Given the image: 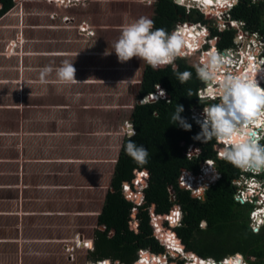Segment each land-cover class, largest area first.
I'll use <instances>...</instances> for the list:
<instances>
[{"label":"crops","instance_id":"0c3cea01","mask_svg":"<svg viewBox=\"0 0 264 264\" xmlns=\"http://www.w3.org/2000/svg\"><path fill=\"white\" fill-rule=\"evenodd\" d=\"M36 2L32 1L58 8L61 18L67 20L54 25L57 12L31 13V24L24 26L21 13L9 11L0 16L3 264L9 255L28 264L64 261L60 246L65 241L76 244V252L87 250L81 242L91 243V238L75 230L76 221L93 217L91 200L88 210L78 208L86 201L82 197L89 190L86 184L100 176L99 164L109 168L95 215L97 224L122 142L128 137L125 132L132 126L131 113L144 99L139 91L145 68L138 78L129 61L120 62L114 48L102 46L101 28H88L93 33L82 34L78 29L87 24L83 14L73 12L77 7ZM75 20L83 21L79 28L74 26ZM64 61L72 62L80 83L61 86L55 72L42 79L43 68H56ZM128 89H135L137 102L128 117L118 116L119 96Z\"/></svg>","mask_w":264,"mask_h":264},{"label":"trees","instance_id":"16d2710c","mask_svg":"<svg viewBox=\"0 0 264 264\" xmlns=\"http://www.w3.org/2000/svg\"><path fill=\"white\" fill-rule=\"evenodd\" d=\"M12 7L13 0H0V16ZM153 12L154 27L163 28L169 33L178 22L207 24L198 11L193 9L187 13L171 0H156ZM230 16L233 20L243 21L246 30L264 36V0H238L230 10ZM234 33L233 29L224 32H217L214 28L210 30L212 36L219 37L220 50L231 46ZM185 73L188 75L184 76ZM255 75L261 87L258 82L264 81V66ZM156 85L164 88L168 102L160 99L136 104L130 117L136 133L131 139L147 149L148 163L138 165L126 154V137L111 177L110 190L105 195L97 218V225L101 229L94 231L90 259H111L133 264L138 250L164 253L150 225V209L152 206L155 214L166 215L177 205L181 219L174 232L187 253L215 262L240 254L252 259L251 264H264V228L253 232L249 226L252 205H242L234 200L236 188L233 181L239 177L241 169L224 159H218L214 151L215 138L201 142L202 125L189 119L188 114L193 107L216 104L197 98L196 93L201 85L197 71L183 59H176L175 67L170 65L158 70L147 65L139 97L152 93ZM177 105L183 108L180 120L189 126L187 131L181 123L173 120ZM190 145L198 147L200 152L187 158L184 152ZM206 160L214 161L220 177L204 190L202 196L194 197L189 190L179 186L178 178L184 170L197 174L201 163ZM140 170L148 172L147 187L143 191L144 202L133 215L134 204L124 197L122 185L131 182ZM170 215L172 217L166 219L173 223L174 214ZM133 221H136V226L132 225ZM203 222L206 223L204 227L201 226ZM172 239L175 240L168 233L167 240L170 242Z\"/></svg>","mask_w":264,"mask_h":264},{"label":"clouds","instance_id":"9594fccd","mask_svg":"<svg viewBox=\"0 0 264 264\" xmlns=\"http://www.w3.org/2000/svg\"><path fill=\"white\" fill-rule=\"evenodd\" d=\"M185 39L179 29L169 33L163 28H155L153 20L147 17H139L129 19L122 25L120 35L116 39L113 48L120 62L138 58L153 70H158L170 65L175 67V60L182 59ZM201 42L202 39H200L199 45ZM223 66L224 61L222 58L216 57L214 61L209 58L208 62L198 69L197 76L204 83L217 80ZM52 72H55L56 82L61 86L70 87L80 83L75 79L76 69L72 62L64 61L56 68L46 66L41 71L42 79ZM187 75V73L184 74V76ZM255 77V73L245 76L229 73L219 80L217 93L219 102L203 110L204 121L201 127V137L204 142L212 138H215V143L216 139L218 141L231 140V143L224 150L222 158L238 169L260 173L264 171V144L260 143L264 139V89L258 86ZM181 82H185L183 78ZM159 86L161 85L155 87L159 88ZM189 95H191V92H189ZM182 111V106L177 105V112L174 114L173 120L176 123H181L184 130L187 131L189 126L180 120ZM135 134L134 128L128 133L124 150L135 163L142 166L148 163L149 153L143 145H137L131 139ZM199 172H201L200 169ZM208 172L209 176L205 177L206 180L219 175L215 165L213 171ZM143 202L144 194L142 204ZM173 207L168 214L158 215V217L164 216V220L169 224V219L166 218L171 216L170 213ZM150 210L152 211L153 208ZM158 223L163 228V224L161 226L159 220ZM172 232L175 233L174 230H167L164 227L163 239H167V234ZM163 248L165 249V247ZM193 255L197 257L195 254ZM184 260L186 259L181 262H185ZM222 260L219 262H222Z\"/></svg>","mask_w":264,"mask_h":264},{"label":"built area","instance_id":"2783aa9c","mask_svg":"<svg viewBox=\"0 0 264 264\" xmlns=\"http://www.w3.org/2000/svg\"><path fill=\"white\" fill-rule=\"evenodd\" d=\"M24 0H13L14 3L16 4H21L23 3ZM31 1H36V0H31ZM38 1H43L48 4H54L58 5L63 8H71L72 6H75L77 4H83L85 0H38ZM83 1V2H82ZM100 1V0H97ZM174 4H178L179 6H183L185 11L188 13L190 10L195 9L200 13V15L203 17L204 20L207 21V24H203L204 27H200L199 22H178L179 25L177 24L176 28L173 29H181V27L185 26H190V28H195L198 29V31L202 34V38L206 37V35L210 37L212 36L210 34L211 28H214L217 32H224L227 30L233 29L235 31L234 37L232 39V44L231 46L224 48V49H219V48H209V51L206 52L208 56L212 57L213 59L216 57H220L222 59H226L225 67H223L225 70L221 69L219 74H236L237 71H239L241 65H246L247 60L244 61V58L246 56L255 59L254 61H258L261 63V66H264V36L261 35L258 32H251L245 29V23L243 21H238V20H233L230 16V10L233 8V6L237 3L238 0H225L224 6L220 8V10L216 9L214 6L211 8L214 9L213 15L208 14L204 10H202V5L197 6L195 4V1L193 0H171ZM252 2H258L262 0H251ZM84 3H87L85 1ZM186 6V7H185ZM213 10H211L212 12ZM215 15V23L212 21V16ZM64 20H67V17H64ZM223 20V21H222ZM220 25V26H218ZM211 27V28H210ZM81 33H85V26L79 28ZM82 30V31H81ZM92 33V32H90ZM208 33V34H207ZM201 38V39H202ZM219 37L214 35L212 36V39H218ZM244 38L248 40V43H240V40ZM196 42V41H195ZM202 43V42H201ZM238 43V48L235 51L233 46ZM247 44V45H246ZM196 44L194 43V47ZM200 45L195 47L192 53H187L188 55H196L194 52L195 50L198 49ZM242 46V47H241ZM251 50H247V49ZM259 50H262V54L258 53ZM215 52V56L212 55V52ZM211 53V54H210ZM186 53H184L183 56H187ZM205 54H201L198 61H195L198 66L195 67L196 71L200 69L202 66L206 64L205 61ZM182 57V56H181ZM242 58V59H241ZM228 61H230L228 63ZM244 61V62H243ZM244 69V68H242ZM244 70H242L243 72ZM220 78L216 81H210L208 83H204L201 80V85L197 90V98L206 103L210 102H215L218 103V83H219ZM261 80L258 82L259 85ZM213 88V92L209 93L208 89ZM262 87V86H261ZM263 89V87H262ZM159 99L162 100H167V94L165 90L159 86V88L155 87V91L148 94L144 99H141L138 101V104H143L147 101H157ZM208 105H205L204 107L201 108H196L193 107L188 114L189 119L192 120L194 123L198 125H202L204 121V112L203 110L205 108H208ZM133 129L131 125L127 128V136L128 133ZM259 130V129H258ZM264 139L260 141L261 144H264L263 142ZM201 142H204L203 138L201 139ZM230 143H227L226 141H218L216 139V143L214 145V151L216 156L219 159H223V154L224 150L228 147ZM193 150V151H191ZM200 152L199 148L193 145H190L187 150L184 152V155L187 158H191L192 156L197 155ZM196 153V154H194ZM194 154V155H193ZM214 169V163L212 160H206L203 164L200 165V171L197 174H193L192 172L189 171H182L179 179H178V184L181 188L190 190L192 196L194 197H200L202 196L203 192L205 189H207L210 185L214 184L219 175H215V177L206 180L205 177L206 172L213 171ZM205 176V177H203ZM246 176V177H244ZM147 178H148V172L146 170H140L136 172L135 177L131 182H125L122 185V190L124 197L132 202L134 204V207L132 209V214H136L137 207L142 204L143 200V189L147 187ZM246 180H249L248 183ZM139 185L140 189L134 190L132 187ZM233 185L236 188L235 194H234V200L238 202L239 204H250L252 205V209L249 213V225L251 226V229L256 232L259 228L260 225L264 224V171L260 173H254L251 171L247 170H241V173L237 179L234 180ZM242 185V186H241ZM151 211V210H150ZM153 211V210H152ZM171 213L174 214L175 219L173 220V223L170 222V224L177 225L180 222L181 219V212L178 206H174L173 210ZM257 213H261V217L259 220L256 219ZM154 215H152L153 217ZM155 217V216H154ZM172 215L169 217L171 218ZM170 220V219H169ZM153 226V232L161 244L165 243L164 247V253L162 254H154V253H149L147 250H138L136 254V259L133 264L140 263V264H185L186 262H181L178 257L179 255H183L184 257L182 259L188 258V256H185L186 249L184 245L180 242V240L176 237L175 233H171L172 237L175 238L172 239L170 242L167 239H163V228L159 226L158 223V218L155 217L154 222L150 223ZM133 226H136L137 223L136 221L132 222ZM171 225V226H172ZM161 228V229H160ZM80 246V243H79ZM81 246L85 247L88 249L90 247V243L88 242H81ZM168 255H174L176 259H171L168 257ZM177 256V257H176ZM189 264H225L227 259H224L222 262H215L213 259H201L200 257H195L194 255H191L189 257ZM242 260V257H241ZM242 263L245 264V262ZM86 264H121L119 262H113L110 263L108 260H97L94 262H89Z\"/></svg>","mask_w":264,"mask_h":264},{"label":"rangeland","instance_id":"374dc122","mask_svg":"<svg viewBox=\"0 0 264 264\" xmlns=\"http://www.w3.org/2000/svg\"><path fill=\"white\" fill-rule=\"evenodd\" d=\"M85 1H87V3H84ZM85 1L84 2L82 1L83 4H77L75 6H72V7H77L73 10V12L75 14H83L84 15V17H85L84 23L87 24V25H85V29H88V28L91 29L93 27L95 29L101 28V35L99 36L101 39V43H102L101 45L104 46L105 48H112V49H113V45H114L116 39L120 35V29H121L122 25L125 22H127V20L137 19L139 17H147V18L152 20V17L154 14V12H153L154 11V4L156 2V0H100V1L85 0ZM176 5L179 6L178 4H176ZM49 7H44L40 4L39 5L34 4V3H32L31 0H24L23 3H21V4L20 3L16 4L13 2V7L11 8V12L12 13H19V14L21 13L20 15L23 18L24 26L25 25L28 26V24H31L32 21H31V19H29L31 13L57 12L58 14L55 16L56 21L53 24L54 25H61L62 24L61 20H64L63 19L64 17L61 18V16H60L61 11L57 10L58 8H56L54 6H49ZM179 7H181V6H179ZM69 11H72V10H69ZM211 18H212L213 23H215V20H214L216 18L215 15L212 16ZM82 23H83V21H81V20H80V22L78 20H75L74 26H75V24H77L76 26L78 27ZM88 24H89V26H88ZM177 24L179 25V23H177ZM177 24L174 25V27L172 28L170 33L173 31V29L176 28ZM218 26H220V25H218ZM104 27L106 29H104ZM200 27H204L203 23L200 24ZM90 32H92V31L85 32V33L89 34ZM248 42L249 41L244 39V38H242L240 40V43H248ZM209 46H210L209 36L206 35V37L202 38V43L200 44L198 49L194 51L195 53L197 52L196 55H192V54L188 55L187 54V56H182V59L187 61V62H192L193 63L192 66L197 67L198 64L195 61L199 60L198 57H200L202 53L206 55L205 57L212 58L210 56H207L208 54L206 53L209 51ZM233 48L236 51L238 48V43H236L233 46ZM247 50H251V49L249 48ZM258 53L262 54V50L261 51L259 50ZM212 55L213 56L216 55L214 51L212 52ZM129 62L133 66L132 69H134L136 76L138 78H140L142 70L145 68L146 64L143 61L139 60L138 58H133ZM248 64H249V61L247 62V65ZM118 72L120 73L119 70H118ZM260 84L264 87V82L263 83L260 82ZM136 95H137V93H136L135 89L132 91H130V89H128V90H125L123 95L121 94L119 96L117 106H118V108L120 107V109H118V111H117L118 116L119 115H127L128 112H130L131 108L137 102L136 101V99H137ZM127 117H128V115H127ZM121 132H122V134H124V131H121ZM225 141L227 143H231L229 140H225ZM263 142H264V140H263ZM191 151H193V150H191ZM194 154H196V153H194ZM105 157L109 158V156H102V158H105ZM99 166L102 168V169L100 168V174H99L100 176H98V178H96V180H93L92 184H86V186H88L89 190H86V193H84L82 195V197L86 198V201H85V203H83V205L78 206V208L80 207L81 209H82V206H84L85 207L84 210H88L89 205L87 203H88V200H91L92 205H91L90 209L92 211L91 213L93 214V217L92 218L87 217V219L81 218L79 221L75 222V226H76L75 230H77V229L80 230L83 233L82 235L85 238H91L90 247L87 250H80V251L76 252V247H75L76 244H74V243L72 244L70 241H65L66 243L63 242L61 244L60 248L62 247L61 249H63V255H64L63 259L66 262V264H86L89 262L97 261V260L90 259L89 253L93 250L94 231L97 228L101 229L100 227H97L95 215L98 213V211L100 210V207H101L103 194L105 193V189H103V188H105V186H106L105 184H106V180H107V176H108V172H109V168H107V166L106 167L101 166L100 164H99ZM203 177H205V176H203ZM244 177H246V176H244ZM132 188L134 190L140 189L139 185L133 186ZM151 208H152V206H151ZM152 215H157L155 217H158V214H155L154 212L150 211V223L154 222V219H155V217L154 216L152 217ZM160 218H161V220H159V222H161V226L163 224V228L166 227L167 230H174L175 227H177L179 225V224H177V225L173 224L172 225V224H170V222L168 224V222H166L164 220V218H165L164 216L163 217L159 216L158 219H160ZM257 218H258V215H257L256 219ZM201 226L204 227V225H202V224H201ZM250 228H251V226H250ZM262 228H264V224L259 226L256 233ZM157 241L159 242V244L162 247H164L166 242L161 244L158 239H157ZM142 250H144V249H142ZM145 250H147L149 253H152L150 251V249H145ZM158 254H162V253H158ZM65 255L66 256L68 255V257L66 258ZM235 255L232 257H235ZM11 257H12V255L7 256V258H5V260H4V264H28L27 263L28 261L18 260V259L16 260V259L11 258ZM168 257L171 259H176L174 257V255H170V256L168 255ZM183 257H184L183 255H179L178 258L180 260H183L182 259ZM189 259L190 258L188 257V258H186V260H184L186 262L185 264H189ZM101 260H108L110 263L117 261V260H111V259H101ZM242 260H243V262H245V264H251L250 262L252 259L248 258L247 256H243ZM64 261H62V260H53V261L47 260V261H42L38 264H58V263H61ZM222 261H224V259ZM117 262L124 264L120 261H117ZM0 264H3L2 261H0ZM241 264H243V263L241 262Z\"/></svg>","mask_w":264,"mask_h":264},{"label":"bare ground","instance_id":"6f19581e","mask_svg":"<svg viewBox=\"0 0 264 264\" xmlns=\"http://www.w3.org/2000/svg\"><path fill=\"white\" fill-rule=\"evenodd\" d=\"M193 1H195V4H197V6L202 5V10H204V11L206 10L205 12L208 11L207 13L211 14V15L215 14L214 13V9L215 8L220 10V8L222 6H224V4H225V0H193ZM212 6H214L215 8L214 7L211 8ZM211 10H213V11L211 12ZM180 31L183 33V36L186 38L185 41H184V53H186V54L189 53V52L192 53L193 50L195 49V47H197L199 45V41L202 38V34L198 31V29H195V28H192V27L190 28V26L181 27ZM194 43L196 44L195 47H194ZM215 59L216 58H214L213 61ZM208 60H209V58L205 57L206 63L208 62ZM245 60H247V62L249 61V64L247 65V62H246V65H241L239 71H237V75L245 76L249 72L250 73H257V72H260L261 69L263 68V66H261L260 62L254 61L255 59H252V58L246 56L244 58V61ZM223 61H224V66L223 67H225V63H226L227 60L223 59ZM229 62L230 61H228V63ZM242 68H244V69H242ZM222 69L225 70L224 68H222ZM242 70H244V71L242 72ZM223 77H224V74H222V75L219 74V78L220 79H222ZM213 81H216V80H213ZM208 92L209 93L213 92V88L212 87L209 88ZM206 175L209 176V172H206ZM246 181L248 183L249 180H246ZM257 215H258L257 220H259L260 217H261V213H257ZM257 215H256V217H257ZM185 256L186 257L187 256L190 257L191 255L189 253L185 252ZM237 259H240V263H237ZM241 262H242L241 256H237L236 258H233V257L228 258L227 261L225 262V264H241ZM136 264H138V263H136ZM152 264H154V263H152Z\"/></svg>","mask_w":264,"mask_h":264},{"label":"flooded vegetation","instance_id":"af4514ba","mask_svg":"<svg viewBox=\"0 0 264 264\" xmlns=\"http://www.w3.org/2000/svg\"><path fill=\"white\" fill-rule=\"evenodd\" d=\"M219 38L218 39H215V40H213L212 39V36L210 37V39H209V42H210V46H209V48L210 49H212V48H214V47H216V48H219L218 47V44H219ZM213 50V49H212ZM190 65H193V63L192 62H188ZM193 67H195V66H193ZM264 81H261V83H263ZM262 86V85H261ZM263 87V86H262ZM263 89H264V87H263Z\"/></svg>","mask_w":264,"mask_h":264},{"label":"water","instance_id":"95a60500","mask_svg":"<svg viewBox=\"0 0 264 264\" xmlns=\"http://www.w3.org/2000/svg\"><path fill=\"white\" fill-rule=\"evenodd\" d=\"M202 225H204V226H205V225H206V223H205V222H203V223H202ZM237 256H240V254H236V255H235V257H237ZM237 263H240V259H237Z\"/></svg>","mask_w":264,"mask_h":264}]
</instances>
